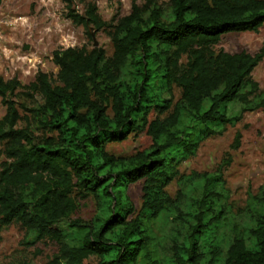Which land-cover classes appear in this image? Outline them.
I'll return each mask as SVG.
<instances>
[{"label":"trees","instance_id":"trees-1","mask_svg":"<svg viewBox=\"0 0 264 264\" xmlns=\"http://www.w3.org/2000/svg\"><path fill=\"white\" fill-rule=\"evenodd\" d=\"M69 18L105 30L113 51H54L55 80L38 72L22 86L0 76V226L14 222L54 242L45 264H264V186L238 224L219 170L179 172L206 139L264 110L252 78L264 46L254 55L214 48L222 35L264 26V0H131L111 23L85 3ZM144 132L149 149L107 152ZM138 181L135 210L127 189ZM173 181L175 197L166 191ZM89 198L91 220H71Z\"/></svg>","mask_w":264,"mask_h":264},{"label":"rangeland","instance_id":"rangeland-1","mask_svg":"<svg viewBox=\"0 0 264 264\" xmlns=\"http://www.w3.org/2000/svg\"><path fill=\"white\" fill-rule=\"evenodd\" d=\"M166 7L168 0H157ZM85 3L94 4L97 14L106 23L130 13L131 0H3L0 4V76L4 80L16 78L22 86L34 81L38 72L56 79L58 68L52 61L54 51L67 48L85 49L98 47L109 57L112 42L106 31H88L69 18L70 11L83 15ZM144 0H136L141 6ZM115 20V21H116ZM96 43V46H94ZM27 46V50H23ZM264 46V26L257 32L227 33L214 47L229 54L245 51L251 55ZM184 62V60H182ZM252 78L264 90V59L252 72ZM174 101L179 90L174 89ZM28 108L33 103L20 100ZM5 107L0 99V119ZM21 116L25 113L21 110ZM21 121L19 126H23ZM240 133L238 146L235 135ZM151 139L144 133L131 134L119 143H109L108 153L115 156H132L149 149ZM221 173L224 182L225 209L233 221L243 224V215L251 197L264 186V110L245 113L235 126H227L221 134L206 139L196 154L179 167L180 174ZM142 181L128 186L127 195L135 210L141 204ZM179 190L173 181L166 191L175 197ZM95 214L92 198L78 201L71 220L89 221ZM33 244H26L31 243ZM56 252V244L50 240H35L19 224L11 222L0 226V264H45Z\"/></svg>","mask_w":264,"mask_h":264},{"label":"water","instance_id":"water-1","mask_svg":"<svg viewBox=\"0 0 264 264\" xmlns=\"http://www.w3.org/2000/svg\"><path fill=\"white\" fill-rule=\"evenodd\" d=\"M94 46H96V43H94ZM23 50L26 51L27 50V46H23Z\"/></svg>","mask_w":264,"mask_h":264}]
</instances>
